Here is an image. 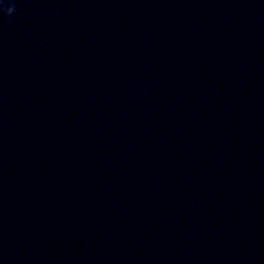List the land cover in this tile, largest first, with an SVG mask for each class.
Masks as SVG:
<instances>
[{"label": "water", "instance_id": "1", "mask_svg": "<svg viewBox=\"0 0 264 264\" xmlns=\"http://www.w3.org/2000/svg\"><path fill=\"white\" fill-rule=\"evenodd\" d=\"M0 264H264V0H0Z\"/></svg>", "mask_w": 264, "mask_h": 264}, {"label": "clouds", "instance_id": "2", "mask_svg": "<svg viewBox=\"0 0 264 264\" xmlns=\"http://www.w3.org/2000/svg\"><path fill=\"white\" fill-rule=\"evenodd\" d=\"M9 16H11L12 14H8Z\"/></svg>", "mask_w": 264, "mask_h": 264}]
</instances>
